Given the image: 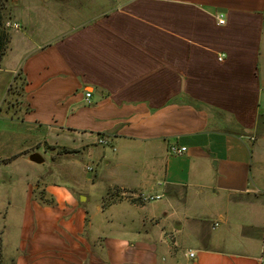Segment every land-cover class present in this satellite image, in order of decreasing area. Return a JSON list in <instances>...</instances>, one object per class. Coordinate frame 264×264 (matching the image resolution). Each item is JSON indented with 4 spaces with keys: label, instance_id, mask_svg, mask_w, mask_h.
Returning a JSON list of instances; mask_svg holds the SVG:
<instances>
[{
    "label": "crops",
    "instance_id": "crops-1",
    "mask_svg": "<svg viewBox=\"0 0 264 264\" xmlns=\"http://www.w3.org/2000/svg\"><path fill=\"white\" fill-rule=\"evenodd\" d=\"M46 2L13 0L21 28L0 60V103L13 101L0 165L23 159L34 172H0L14 264H80L98 242L114 264H264V0ZM44 25L58 34L43 37ZM61 136L77 142L57 149L74 161L99 138L109 145L87 191L35 169ZM114 187L129 192L103 206Z\"/></svg>",
    "mask_w": 264,
    "mask_h": 264
},
{
    "label": "rangeland",
    "instance_id": "rangeland-1",
    "mask_svg": "<svg viewBox=\"0 0 264 264\" xmlns=\"http://www.w3.org/2000/svg\"><path fill=\"white\" fill-rule=\"evenodd\" d=\"M36 3H39L41 5L48 4L47 2L44 3V0H39V1L36 0ZM0 5L4 7V9H2V15H3L2 21H3V26H4V22L6 20H10L9 18L10 12L12 11L11 10L12 7H14V3H13V0H0ZM49 6L51 7L56 6L58 8L59 5L57 2L52 1L51 3H49ZM46 25H44L43 27H44V30L47 31V33L42 31L41 33L42 36L45 33L43 37H54L56 34H58V32L56 33V31H54L53 29L50 30L51 28H49L48 30V27ZM62 27L64 26L61 25V27L59 26L58 29H62ZM4 28L6 29L9 35V41H10L11 40V34L9 32L10 29L7 28L6 26H4ZM19 28H21V25ZM62 30H65V28ZM17 82L18 83L15 84L16 91L17 89H19L18 88L19 81ZM12 84L10 86V89H12ZM1 99L2 101L0 103V122H3L5 120H1V116L5 113L6 109H8L9 107L8 105H10V103H12L13 101H11L10 93H6V92L3 94ZM68 138L69 137L61 136L58 140H55V142H57L58 144V146H56V149H54L52 146L45 147V148H49L48 149L49 151L46 152L44 155L45 161L39 166H35V169L38 168L43 172L44 180L46 181L66 182L67 184H70L74 188H79L80 190L87 191L90 187H92V183H91L92 177H94V175L100 170V167L102 165L103 149L105 147H108L109 145L99 144L97 142L92 143L84 147L83 149H80L79 154L75 155L74 158H76V161H74L72 159L73 155L69 156L63 153L59 155L57 153V149H64V147L60 148L59 145L66 146L69 148H72L73 146L77 145V142H74L72 138H69V139ZM50 140H51V144H53L52 142H54V139L51 138ZM86 166H88L89 169H86ZM254 167H255L254 171L256 173L258 169L256 164ZM31 169L33 168L28 166L23 159L12 161L11 163H8V164L0 165V172L1 173L3 171L6 172L5 175L7 174V176L9 172L17 174L20 177H23L26 174L32 175L34 172L31 171ZM255 175L256 174H254L253 177ZM47 177H48V180L45 179ZM262 181H263V184H262L263 188H261V190H264V177H262ZM17 187H20V184H18ZM114 209H117V211L120 212V209L118 208H114ZM138 213L140 212L136 211L135 209H129L128 211L124 210V215L126 216L128 215L131 216V214H134L133 216H136L138 215ZM205 220L206 222H210L212 221V218L208 217ZM127 226H130L131 228L137 227V226L141 227V224L138 221L135 223L129 221L127 223ZM17 229L18 227H16L14 223L9 224L8 226L5 227V229L2 224L0 225V264H14L13 256L18 253L15 251L16 250L15 242H17V239H18L16 235ZM3 237L5 240L4 244L2 242ZM161 238H162V244L160 245L159 250L161 254H164L165 253L164 251L167 250L169 246H171L172 240L169 234L165 235L164 237L162 236ZM97 245H98L97 249H98V254H99L98 258L96 257L94 259L87 258L83 260L80 264H114L115 263L113 260L109 261L107 257L105 256V254L103 255V252H102L103 249H101L103 243L98 242ZM125 259H126L125 261L126 264L132 261L129 257H126ZM138 264H141V261Z\"/></svg>",
    "mask_w": 264,
    "mask_h": 264
},
{
    "label": "trees",
    "instance_id": "trees-1",
    "mask_svg": "<svg viewBox=\"0 0 264 264\" xmlns=\"http://www.w3.org/2000/svg\"><path fill=\"white\" fill-rule=\"evenodd\" d=\"M2 9H4V7L2 5H0V60L4 56V54L8 48V45H9V35H8L6 29L4 28L3 21H2V18H3ZM63 150H64V152H69L67 149H63ZM110 192L111 193H113V192L120 193V192H129V191H128V189H122V188H117V187H114L113 189H109V191H107V194L104 198L103 206L106 205L110 201H113L117 198L118 199L121 198V196L116 197V198L113 197L112 199L110 197L108 198V196H110V194H111ZM42 195L43 194L40 193L39 197L43 203L53 204V199L44 198ZM137 200H142L141 195H138V196H136V198L132 199V201H137Z\"/></svg>",
    "mask_w": 264,
    "mask_h": 264
},
{
    "label": "built area",
    "instance_id": "built-area-1",
    "mask_svg": "<svg viewBox=\"0 0 264 264\" xmlns=\"http://www.w3.org/2000/svg\"><path fill=\"white\" fill-rule=\"evenodd\" d=\"M222 22H223V20L222 19H219V23H222ZM4 26H6L9 29H19L20 24H19L18 21L6 20L4 22ZM218 59H221V57H218ZM84 97H85V101L86 102H90V100H89L90 93L89 92H85ZM98 143L99 144H107V142L104 139H102V138H99L98 139ZM185 151H186V147H183V146L170 145L168 147V152L170 154H174V155H181ZM86 169H89V167L86 166ZM160 197H161V195L155 194V195H145V196H142L141 198H142V200H145V201H152V200H157ZM189 254L191 256L193 253L190 252ZM261 259L264 260V256L261 257Z\"/></svg>",
    "mask_w": 264,
    "mask_h": 264
},
{
    "label": "water",
    "instance_id": "water-1",
    "mask_svg": "<svg viewBox=\"0 0 264 264\" xmlns=\"http://www.w3.org/2000/svg\"><path fill=\"white\" fill-rule=\"evenodd\" d=\"M28 159L34 163L40 164L43 162V158L38 152H32L29 156Z\"/></svg>",
    "mask_w": 264,
    "mask_h": 264
}]
</instances>
